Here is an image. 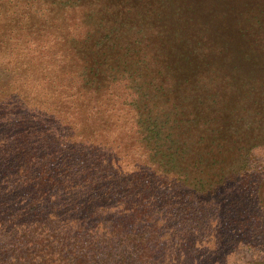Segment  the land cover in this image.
Segmentation results:
<instances>
[{"label":"trees","instance_id":"16d2710c","mask_svg":"<svg viewBox=\"0 0 264 264\" xmlns=\"http://www.w3.org/2000/svg\"><path fill=\"white\" fill-rule=\"evenodd\" d=\"M2 56L0 264H175L206 223L217 256L264 243V173L219 225L264 143V0H0Z\"/></svg>","mask_w":264,"mask_h":264},{"label":"rangeland","instance_id":"374dc122","mask_svg":"<svg viewBox=\"0 0 264 264\" xmlns=\"http://www.w3.org/2000/svg\"><path fill=\"white\" fill-rule=\"evenodd\" d=\"M47 38L45 35L44 40ZM40 41L36 42H29L27 44V47L29 48L28 53L30 54L32 58V63L34 64V67L37 69L36 76H44L46 74V67L45 64L47 62L56 61L60 63L63 60L62 58H58L57 55L49 56L48 51L45 48L43 50V45H39ZM18 53L21 54V51L17 50ZM7 56H2L0 58V61H6ZM62 66V65H60ZM5 68V67H2ZM27 66H21L18 68V73H22ZM8 73H5L4 76H7ZM35 78V76H32ZM41 83V86H39ZM37 83V82H30L29 86H35L36 90H41L44 86H46V83L44 81ZM3 85V83H0V87ZM8 110L11 111V107H7ZM15 107H13L14 109ZM37 112V111H36ZM39 112V111H38ZM42 115H45V112H41ZM54 120H49V122L52 124L53 127H62L65 124V121H61V117H54ZM112 127L111 124H108L105 128ZM264 143L260 145V147L256 148L253 151V157L250 161V163L247 165L245 169H243V172L249 176L248 181L246 184L243 185L242 193H238L231 190V188L227 189V196L229 197V202L227 207L224 205L223 212L225 211L224 218L220 220L219 225L224 228L222 233L225 232V238L229 236V238L234 235L235 237L239 236L238 225L235 222H238L242 220L243 218L247 217L248 213L252 217L253 210H255V202H257L255 193L256 186L259 182V178L263 177L261 176L262 173H264ZM61 192V191H59ZM58 192V193H59ZM57 193V194H58ZM61 194V193H60ZM66 195V194H65ZM81 196V193L77 194L76 197ZM219 203L221 205L220 199L216 201V203ZM229 212H228V210ZM242 210H246L245 213L242 212ZM248 212V213H247ZM245 214H247L245 216ZM207 218L208 222H211L212 218L211 215H209ZM206 223V222H205ZM203 224V223H202ZM181 227V232L183 228H185V225L179 224ZM178 226V223L173 222L170 223V227H172V230H174V227ZM210 226L206 223L204 231L198 236V240L202 243H196L193 248L189 247L188 249L184 248V246L180 245L179 242H173L171 243L172 249L167 247V254L170 255L172 258V262L175 264H179L181 261L184 262V264H217L218 262L221 264H255L254 262L260 260L261 258H264V243H262V239L257 234V230H252V234H248V237L250 238L249 245L241 244L240 246H244V248H241L240 253L236 254V249H227L225 247L224 251L217 256V252L213 250L212 245L208 242L210 235L208 233V229ZM200 232V231H199ZM197 232V234L199 233ZM196 234V235H197ZM178 236V235H177ZM260 240V241H258ZM258 241V242H257ZM228 242V241H227ZM174 251V252H173ZM222 259V260H221ZM161 264H166L164 259L161 261Z\"/></svg>","mask_w":264,"mask_h":264}]
</instances>
